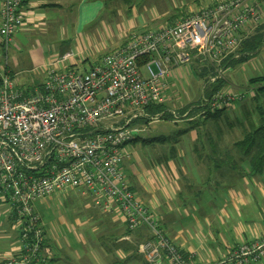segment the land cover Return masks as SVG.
Segmentation results:
<instances>
[{"label": "built area", "instance_id": "1", "mask_svg": "<svg viewBox=\"0 0 264 264\" xmlns=\"http://www.w3.org/2000/svg\"><path fill=\"white\" fill-rule=\"evenodd\" d=\"M20 3L0 0L5 62L13 35L23 23ZM262 23L264 0H223L172 25L141 33L88 70L57 69L54 62L41 86L29 93L5 67L0 74V202L9 206L20 232L18 252L0 259V264L44 260L40 255L44 230L35 202L68 187L84 188L103 212L117 208L127 230L121 240L146 232L136 247L148 264L163 258L169 264H194V251L187 254L177 248L131 190L121 170L127 156L124 147L144 129L133 120L150 104L165 101L167 77L172 68L190 59V50L219 64L238 47L242 34ZM73 55L68 49L56 62H67ZM144 56L148 57L141 62ZM243 97L220 89L210 106L221 108ZM160 117L157 113L152 119ZM263 257L264 234L212 264H250Z\"/></svg>", "mask_w": 264, "mask_h": 264}, {"label": "crops", "instance_id": "2", "mask_svg": "<svg viewBox=\"0 0 264 264\" xmlns=\"http://www.w3.org/2000/svg\"><path fill=\"white\" fill-rule=\"evenodd\" d=\"M102 7L101 0H21L23 23L11 41L12 65L10 69L6 68L8 72L17 83L21 80L31 82L33 89H36L44 81L47 68L54 62L58 66L57 69L70 67L75 71H85L99 64V57L92 61L94 64L88 61V54L84 50L86 48L95 54L97 48L95 50L91 42L86 43L81 38L84 39L85 26L97 20ZM184 17L171 23L174 24ZM68 22H71L77 31L74 48H79L85 56L82 59L71 58L67 62L58 63L56 61L60 54L71 48L68 45L72 44L65 35ZM147 24L142 13L137 14L135 10H130L129 14L121 13L116 21H110L107 25L111 37H103L96 45L98 49L116 51L126 46L134 37L148 31ZM96 32L98 33V29ZM89 34L92 36L93 31H89L87 35ZM2 50L0 43V54ZM259 55L263 64L257 60ZM8 62L7 56L6 65ZM251 63L254 68L252 74L257 70H264V49L251 59ZM5 67L0 64V74ZM171 75L170 71L164 102L171 98L176 88L173 82L168 80ZM240 88L238 82H228L225 87L233 93H243L239 91ZM244 100L245 97L241 101ZM175 119L172 121L183 122V119L178 117ZM184 129L179 130H183V133H177L188 135L190 141L181 142L179 137L175 150L171 151L174 153L169 159L158 155L154 164L150 163L149 166L141 161L128 162L131 146L126 144L124 150L127 156L121 162V170L125 166L130 169L129 175L123 173L127 183L158 220L169 240L183 252L194 251L192 263L212 264L229 256L238 245L264 234V169L250 173L245 163L241 167L242 170L232 169L224 163L216 167L209 154L211 155L212 149L220 151L226 148L221 138L223 129L220 128L221 134L218 135L221 141L215 145L206 141L207 137L216 135L215 128L206 127L205 124L204 143L197 142V129ZM0 207V259L3 260L18 252L20 228L10 217L9 206L0 202ZM105 213L112 215L108 226L111 232H120L122 236L126 227L118 209ZM43 230L44 242L40 255L44 260L35 264H81L83 254L78 248H64L61 245L52 247L47 242L44 228ZM141 234L144 235L137 231L132 238L140 237ZM53 240L55 244L58 243ZM120 250L117 249L118 254H121ZM60 253L63 258L59 257ZM163 259L156 263L162 262ZM261 260H264V257ZM259 261L250 264H257Z\"/></svg>", "mask_w": 264, "mask_h": 264}, {"label": "rangeland", "instance_id": "3", "mask_svg": "<svg viewBox=\"0 0 264 264\" xmlns=\"http://www.w3.org/2000/svg\"><path fill=\"white\" fill-rule=\"evenodd\" d=\"M220 1L223 0H101L103 7L100 10L97 20L85 26L83 31L84 39L81 38L82 41L86 43L91 42V46H93L95 50L97 48L96 53L93 54L83 46L84 50H86L85 53L88 54V61L92 62L95 59L97 60L98 57L101 59L105 54L111 53L110 50V52H108L104 50V48L98 49L96 42H100L103 37H111V32L108 31L109 27L107 25L110 21H116L121 13L129 14L130 10L132 12L135 10L137 14L142 13L148 22L146 27H148L149 30H155L162 28L165 24L171 23V21L175 19H180L185 15L212 6ZM73 26L71 22L66 23L65 35L67 37L66 39H69V42L72 43L68 45V47H71L69 49L74 51L72 58L77 60L82 59L85 53L83 54V51L79 48H74L76 46H74L73 43L75 42L77 31ZM97 29L98 33L96 32ZM89 31H93L92 36L91 34L87 35ZM78 35L81 36V34ZM11 44L12 43L9 45L7 53L11 64L8 65V62L6 65V68L9 69L12 65L13 54L10 49L12 46ZM1 52L0 64L2 67H5V53H3V50ZM189 52L190 59L172 68V77L168 78L170 82H173L176 88L170 96L172 99H167L165 102L169 108H167V112H171V110L176 112L182 106L188 104L189 101L194 102L201 97L203 82L200 76L196 74L195 66L200 63L204 64V60H202V57L200 58V55L195 53V51L190 50ZM260 56L261 55L258 56L257 60L263 64L261 61L262 57ZM76 71L81 72L80 70ZM253 71L254 68L252 67L250 59L243 64L228 68L221 73L227 83L238 82L239 87H241L239 91L243 92L245 97L244 101L249 102L246 104V107L248 109L253 108L254 110L249 112V115L246 116L245 110L242 111L240 107V104L244 102L239 101L240 104L228 105L229 109L223 112L220 119L206 124V127L214 126L217 130L218 127L223 129L221 130V133H223L221 134V138L222 143L226 147L231 146L235 140L242 138L244 132L250 127H257L264 120V114L262 113L261 115L256 109L257 106H260L259 110L261 108L264 110V97L256 102L250 99L252 92L257 87V83H250V79L253 76H264V70H257L256 73L252 74ZM22 77H24V75ZM18 86L28 93L35 89H33L31 82H25L23 80L18 82ZM175 118H173V120H176ZM198 118L199 116L195 115L194 120L198 121L197 124H199ZM261 118H263V120H261ZM180 119H183V122H174L172 120L160 118L151 121L146 126L142 125L141 127H144V129L140 133V137L148 139L163 135L166 136L167 139L164 142H143L142 140H138L135 142L133 141L131 144L129 143V146H131V156L128 162L138 163V161H141L142 164L149 166L150 163L154 164L158 155H163L169 159L172 153H174L171 151L175 150L174 147L179 137L182 140L181 142L187 143L190 141L188 135H178L177 133L180 129L189 126L184 118ZM249 120L251 122H249ZM249 125L252 126L249 127ZM204 127V124L197 125L195 129H197L198 132H203ZM122 171L126 175L130 174V169L127 166H125ZM35 207L40 215L42 227L47 233L48 244H51L54 248L59 245L64 248H68V246L71 248H78L83 254L81 264H148L143 255L137 252L135 237L131 238L130 241H121L120 232H111L112 230H110L108 226H110L109 223L112 215L103 212L99 206H96L95 197L91 196L84 188L68 187L61 191H55L52 195L43 200L36 201ZM122 234H124V232ZM53 239L58 241V243L56 242L58 245L55 244ZM118 248L122 250H120L121 254H118ZM61 251L62 247L60 249V252ZM185 253L188 254V252ZM61 256L62 253H60L59 257L63 258V256ZM263 262L264 260H261L257 264H262ZM153 264H169V262L164 258L162 262H155Z\"/></svg>", "mask_w": 264, "mask_h": 264}, {"label": "trees", "instance_id": "4", "mask_svg": "<svg viewBox=\"0 0 264 264\" xmlns=\"http://www.w3.org/2000/svg\"><path fill=\"white\" fill-rule=\"evenodd\" d=\"M21 4V3H20ZM189 15V14H188ZM172 25V23H171ZM149 31V30H148ZM264 48V23L259 24L254 27L251 31L246 32L240 36V41L238 47L230 54H228L219 64H213L206 60V58H200L204 60V64L200 63L195 66V72L198 76H200L203 85H202V94L201 97L194 101L190 102V104H185L178 111L167 112L168 107L165 102L159 104H150L144 111L142 116H139L133 120V124H140L141 126L148 125L151 121H153L152 117L157 113L161 114V119L164 120H173V118H184L189 126H187L184 131L187 129L195 128L197 125L207 124L212 121H217L223 115V112L226 109H229L228 105L222 106L221 108L212 109L210 103L212 101L213 96L220 89H225L227 82L223 78V73L228 68L233 66L243 64L250 59L257 56L261 50ZM196 53V52H195ZM196 55V54H195ZM148 56H144L141 58V62L145 61ZM257 83L256 89L252 92L251 101L256 102L264 97V76H258L250 79V83ZM241 101V100H240ZM243 104H240L239 101L234 102L235 104H240L241 110L245 112V115H249V112L254 111L253 108L248 109L246 104L248 101H243ZM258 104V102H257ZM235 106V105H234ZM252 107V104H251ZM168 108V109H167ZM260 106H257L258 112L262 115L264 114V110ZM195 115L199 116V124L195 119ZM263 120V118H261ZM249 122H251L249 120ZM252 125H249V127ZM213 128H215L213 126ZM216 129V128H215ZM101 130V129H98ZM97 130V131H98ZM244 131V129H243ZM215 136H209L206 138L208 143L213 145L220 142V137L218 136L220 133V127L218 130L216 129ZM178 133H183L179 131ZM205 133L199 132L198 140L199 143H204ZM167 139L166 136H156L152 138H142L137 136L135 141L142 140L143 142H164ZM131 141L130 143H132ZM214 147V146H213ZM202 152V150H201ZM203 154V152H202ZM201 154V155H202ZM214 159V166L219 167L222 163L226 164L232 169L240 170L245 163L250 173L261 172L264 169V120L257 127H250L246 130L242 136L233 142L230 147H226L218 151V149H212L211 155L209 157ZM132 190V189H131ZM133 191V190H132ZM160 225V224H159ZM161 227V226H160ZM162 229V228H161ZM163 231V229H162ZM144 235H140V237H136L137 242L139 239H142L147 236L146 232L141 231ZM164 233V231H163ZM165 235V234H164ZM166 236V235H165ZM167 237V236H166ZM168 238V237H167ZM169 239V238H168Z\"/></svg>", "mask_w": 264, "mask_h": 264}]
</instances>
